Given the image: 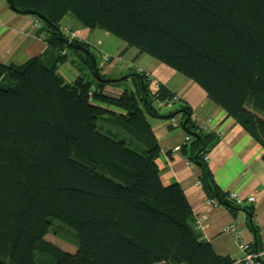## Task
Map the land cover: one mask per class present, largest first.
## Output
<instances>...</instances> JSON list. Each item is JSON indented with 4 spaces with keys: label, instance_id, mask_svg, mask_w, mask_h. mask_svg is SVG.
Here are the masks:
<instances>
[{
    "label": "trees",
    "instance_id": "16d2710c",
    "mask_svg": "<svg viewBox=\"0 0 264 264\" xmlns=\"http://www.w3.org/2000/svg\"><path fill=\"white\" fill-rule=\"evenodd\" d=\"M7 2L39 23L35 34L54 60L0 62V264H244L203 239L181 186L161 180L147 116L165 117L152 103L174 106L175 94L165 85L152 94L147 76L133 70L135 91L107 97L97 55L61 22L69 15L102 29L193 80L264 148V0ZM67 50L98 88L81 75L64 79L58 65ZM181 113L190 139L180 152L201 168L210 199L247 212L256 235L247 250H262L254 209L230 200L209 166L219 136L196 125L186 103L168 115ZM53 219L76 230L75 251L46 239Z\"/></svg>",
    "mask_w": 264,
    "mask_h": 264
},
{
    "label": "crops",
    "instance_id": "0c3cea01",
    "mask_svg": "<svg viewBox=\"0 0 264 264\" xmlns=\"http://www.w3.org/2000/svg\"><path fill=\"white\" fill-rule=\"evenodd\" d=\"M33 23L32 16L17 13L7 0H0V62L21 64L33 56H42L49 63L53 62L52 49L35 34ZM61 28L69 39L87 41L89 45H93L94 40L101 41L102 45L104 43L105 37L96 30L85 28L67 17L63 18ZM108 45L107 48L103 47L104 52L97 55L101 73L106 74L105 80L110 81L102 90L104 95L118 99L125 90L135 91L132 77L127 76L133 70L137 72L142 70L143 74L149 73L150 82L165 85L178 96L174 106L159 103L160 112L165 114V117L147 116L160 145V154L156 162L161 169V180L164 185L178 183L181 186L193 208L194 218L202 217L203 225L198 231L203 239L210 242L218 254L229 255L236 262H242L245 253L238 246L239 240L250 246L256 239L255 232L250 226L251 219L244 209L233 214L215 200L211 202L199 181L201 168L180 152V145L188 136L181 124L182 113L174 117H169L168 113L174 110L180 101L186 103L191 113H195L200 120H209L208 131L219 136L207 154L215 180L223 191L236 192L244 199L238 204L252 206L254 209L252 220L259 228L261 238L264 237V148L241 124L228 116L223 108L211 101L206 91L193 80L149 55L128 47L125 42L113 51ZM105 54L114 58L105 61ZM68 56L65 62L58 65V71L67 82L75 81L80 75L90 81L98 79L94 73L90 74L81 59L71 54ZM92 85L93 89L98 88L95 81ZM101 107L125 113L114 105L101 104ZM253 193L256 195L255 202H247L245 199ZM229 225L236 227L240 232L239 237L224 231V227Z\"/></svg>",
    "mask_w": 264,
    "mask_h": 264
},
{
    "label": "built area",
    "instance_id": "2783aa9c",
    "mask_svg": "<svg viewBox=\"0 0 264 264\" xmlns=\"http://www.w3.org/2000/svg\"><path fill=\"white\" fill-rule=\"evenodd\" d=\"M34 23H35L36 26L39 25V23H36L35 19H34ZM110 58H111L110 55H107V54L104 55V60L105 61H108ZM140 72L142 73L143 71L140 70ZM145 75L147 76V78L149 80V84H150L149 85V89H150L151 93L152 94H157V91L159 90L160 85L158 83H156L155 81L154 82L153 81L150 82L149 73L146 72ZM176 100H178V96L174 95L173 98H172V101H176ZM191 118L196 123V125H198L200 128H202L205 131L209 130V120H207V121L200 120V118L197 117V115L195 113H191ZM218 134L220 135L221 133H218ZM189 139H190V136L189 135L186 136L185 140H189ZM206 158H208V157L206 156ZM228 198L230 200H232V201H235L236 203H240V202H242L244 200L236 192L229 193ZM245 200L247 202H249V203L255 202V200H256L255 193H253L250 196H248ZM211 202H212V199H211ZM194 224L196 225L197 229L201 228L202 225H203L202 224V217L197 216L195 218ZM224 231L232 233L234 235H237V237H239V235H240V232L236 229V227L234 225H229L227 227H224ZM262 243H263V249L262 250L255 251V252L254 251L250 252V251L247 250V249H249L248 245H246L243 241L239 240L238 246L245 253L244 257H243V261H242L244 264H264V237H262Z\"/></svg>",
    "mask_w": 264,
    "mask_h": 264
},
{
    "label": "rangeland",
    "instance_id": "374dc122",
    "mask_svg": "<svg viewBox=\"0 0 264 264\" xmlns=\"http://www.w3.org/2000/svg\"><path fill=\"white\" fill-rule=\"evenodd\" d=\"M68 19H72L73 21H76L71 16H66ZM34 28H36L35 23H33ZM97 33H100L101 36L105 37L104 43L102 45V42L99 40H94L93 45L91 46V50L99 56V53L104 52L105 50L103 47L107 48V44H109V48L111 51L115 50L121 43H124L123 40L120 38L108 34V32H105L104 30H96ZM108 39V40H107ZM72 56H76L74 53H72L70 50L68 51ZM114 58V57H112ZM118 58V57H117ZM117 60V59H116ZM118 61V60H117ZM84 65L82 64V69ZM88 73V72H87ZM76 230L72 227L67 226L63 222H61L58 219L52 220V225L50 227L49 233L46 236V239L54 244H57L62 249L67 251H75L77 247V240L75 236ZM160 264V263H157Z\"/></svg>",
    "mask_w": 264,
    "mask_h": 264
},
{
    "label": "water",
    "instance_id": "95a60500",
    "mask_svg": "<svg viewBox=\"0 0 264 264\" xmlns=\"http://www.w3.org/2000/svg\"><path fill=\"white\" fill-rule=\"evenodd\" d=\"M10 6H11L12 8L14 7V5L11 4V3H10ZM95 72L97 73V71H95ZM152 104H153V107H154L155 109H159V108H160V105H159L158 102H153Z\"/></svg>",
    "mask_w": 264,
    "mask_h": 264
},
{
    "label": "clouds",
    "instance_id": "9594fccd",
    "mask_svg": "<svg viewBox=\"0 0 264 264\" xmlns=\"http://www.w3.org/2000/svg\"><path fill=\"white\" fill-rule=\"evenodd\" d=\"M177 101V100H176Z\"/></svg>",
    "mask_w": 264,
    "mask_h": 264
}]
</instances>
